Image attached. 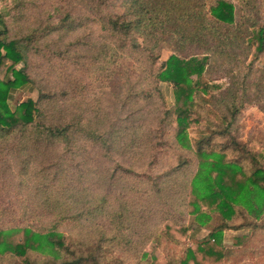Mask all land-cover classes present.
I'll return each mask as SVG.
<instances>
[{
	"label": "trees",
	"instance_id": "trees-1",
	"mask_svg": "<svg viewBox=\"0 0 264 264\" xmlns=\"http://www.w3.org/2000/svg\"><path fill=\"white\" fill-rule=\"evenodd\" d=\"M208 1L2 9L0 264H153L145 250L169 238L157 228L186 237L188 216L216 217L214 244L180 264H227L226 230L251 231L245 250L264 239V168L230 131L244 107L264 114V0H235L238 17ZM24 89L37 100L11 109Z\"/></svg>",
	"mask_w": 264,
	"mask_h": 264
},
{
	"label": "rangeland",
	"instance_id": "rangeland-1",
	"mask_svg": "<svg viewBox=\"0 0 264 264\" xmlns=\"http://www.w3.org/2000/svg\"><path fill=\"white\" fill-rule=\"evenodd\" d=\"M14 0H0V12L6 6L11 5ZM116 3L118 0H115ZM218 0H210L207 5L212 6ZM233 4L236 10V17H238V5L235 0H224ZM35 5L49 6L48 0H33ZM41 8L37 7L34 12H39ZM37 15V14H36ZM169 53L163 52L161 55V61L166 60ZM264 65V59H262V66ZM22 66H16V69H20ZM228 80L221 79L218 80L217 85L222 88L219 93H224V87H226ZM161 92L164 96V101L167 107H171L174 103L173 97V87L171 84L162 83L160 86ZM213 93H218L214 90ZM38 98V93L36 90L28 91L27 89L19 90L13 94L12 99L9 102V107L13 109L18 104L26 101L27 99H32L36 101ZM205 98H208L205 97ZM201 106L197 103H191L192 114H199L201 111ZM198 126L189 129L188 134L190 137L195 138ZM231 133L237 136V138L246 145V149L255 155L259 164L264 168V114L256 106H246L241 111L237 118L235 124L230 128ZM183 227L187 231L186 237H181L177 227L171 225L170 223L165 224V226H160L158 231L162 234H168V239H164L161 245L154 249L152 246L148 247L145 251H149L150 257H154L155 261H151L153 264H180V259L184 258L185 251L187 249H193L197 243L202 241L210 242L214 244L213 240L209 239L208 236L211 230L215 227L217 219L215 216L205 224H197L194 221L193 216H188L187 221L182 222ZM241 220L238 218L234 224L239 225ZM164 225V224H163ZM168 225V226H167ZM156 224L151 225L150 230L154 229ZM177 231V233L175 232ZM157 231V232H158ZM181 232V231H180ZM251 231L247 229L241 230H226L221 234L220 237V248L223 250L232 252L230 256L227 257V264H264V239L260 240L259 243H254L248 245L245 250V244H248V240L251 236ZM264 236V234H261ZM48 249V248H46ZM203 264H211L210 261H202ZM223 264V263H222ZM226 264V262H225Z\"/></svg>",
	"mask_w": 264,
	"mask_h": 264
}]
</instances>
